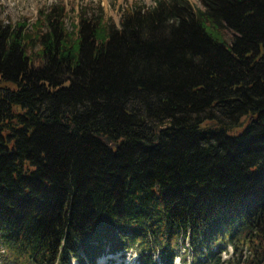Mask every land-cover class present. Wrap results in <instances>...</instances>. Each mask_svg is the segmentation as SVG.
<instances>
[{"label":"trees","instance_id":"16d2710c","mask_svg":"<svg viewBox=\"0 0 264 264\" xmlns=\"http://www.w3.org/2000/svg\"><path fill=\"white\" fill-rule=\"evenodd\" d=\"M198 2L0 27V256L264 264V0Z\"/></svg>","mask_w":264,"mask_h":264},{"label":"rangeland","instance_id":"374dc122","mask_svg":"<svg viewBox=\"0 0 264 264\" xmlns=\"http://www.w3.org/2000/svg\"><path fill=\"white\" fill-rule=\"evenodd\" d=\"M196 8L200 7L198 0H189ZM61 2L63 3L71 16H74L73 12H77L82 6L90 5L97 6L100 4L105 12L107 19L112 20L115 24L119 25L123 12L131 8V6L145 5L151 7L154 5V0H0V27L11 24L14 26L17 23H23L27 21L33 23L41 9L53 4ZM69 25V21H68ZM0 85H4L0 82ZM11 88L13 86H10ZM189 247L188 241L181 240L177 251L179 257L175 264H191V253L187 251ZM226 248V251H225ZM224 252H222V258L226 264H237L239 260V252H233L231 245L225 244L223 246ZM238 253V254H237ZM246 253V251H244ZM157 264H162L158 255H154ZM0 264H23V260L14 257L12 252L7 251L4 256H0ZM25 264H31L26 263ZM77 264V263H74ZM98 264H141L138 261V255L136 251H130L127 253H108L98 260Z\"/></svg>","mask_w":264,"mask_h":264}]
</instances>
